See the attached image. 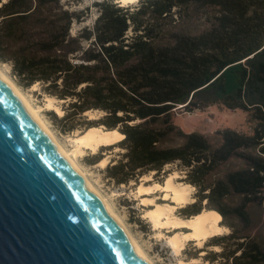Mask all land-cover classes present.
<instances>
[{
  "label": "trees",
  "instance_id": "16d2710c",
  "mask_svg": "<svg viewBox=\"0 0 264 264\" xmlns=\"http://www.w3.org/2000/svg\"><path fill=\"white\" fill-rule=\"evenodd\" d=\"M94 6L93 26L73 34L81 14L61 0H0V60L19 85L39 84L64 101L65 113H53L64 131L88 111L104 113L83 121L87 129L103 125L121 135L115 143L124 152L106 167L116 183L149 171L158 176L173 162L185 168L183 181L196 187L197 199L178 213L189 219L214 210L231 229L211 236L195 258L206 252L209 264H264V245L245 232L250 206L264 203V0ZM194 16L205 18L203 29L180 28ZM213 105L246 112L255 121L252 131L226 127L209 136L173 121L178 109ZM233 159L243 166L218 175ZM215 246L221 250L207 249Z\"/></svg>",
  "mask_w": 264,
  "mask_h": 264
},
{
  "label": "water",
  "instance_id": "95a60500",
  "mask_svg": "<svg viewBox=\"0 0 264 264\" xmlns=\"http://www.w3.org/2000/svg\"><path fill=\"white\" fill-rule=\"evenodd\" d=\"M0 264H148L1 73Z\"/></svg>",
  "mask_w": 264,
  "mask_h": 264
},
{
  "label": "rangeland",
  "instance_id": "374dc122",
  "mask_svg": "<svg viewBox=\"0 0 264 264\" xmlns=\"http://www.w3.org/2000/svg\"><path fill=\"white\" fill-rule=\"evenodd\" d=\"M96 1L99 0H61L62 4L66 8L77 11L81 14V18L73 22V34H77L84 27L93 26L99 14L97 8L94 6ZM204 24H206L205 18L194 16L193 18L186 20L185 24L180 25V28L196 32L203 29ZM0 68L5 71L15 85H17L18 88L27 96L32 105L39 109V114L51 132L56 136L59 142L71 152L76 147L75 139L77 138V135L87 129V124L84 123L83 120H96L104 115L101 111H88L84 113V117L81 118V120L74 122L75 128L73 130L64 131L62 128L63 123L56 120L53 115V113H55L60 117L65 113L63 100H58L53 97L55 99L53 101L54 107L52 109L49 108L48 96L50 95L44 93L39 84H37L35 88H33V86L27 88L23 87L16 81L14 75L12 74V67L9 63L0 60ZM228 87L229 89H234L235 87L232 75ZM173 121L186 132L199 131L209 136H212L215 131L226 127L250 132L255 125V121L251 119L249 114L246 112L242 110H229L218 105L209 106L204 109H196L192 112L184 111L182 108L178 109ZM96 127H101L103 130L107 129L103 125ZM122 152H124V149H121V147L116 145L114 142L110 145L100 146L95 152L91 149H84L80 154H78L76 161L86 173L87 177H89L93 185L109 202L115 213L123 219L127 228L141 245L142 249L153 264H181V261L185 262V264H209V261L205 262L202 257V255L206 252L199 253L198 258L194 257V250L198 247H203L206 242L199 246L196 241L190 243L191 240H188L186 241L184 248L177 254L168 245L167 237L169 238V236L174 234H183L184 232L189 231V228L181 227L174 229H157L154 227L153 222L146 216V212L154 208L155 204H169L173 207V217L184 218L178 213V209L183 206H179L176 202L172 201V199H165L163 197V192H160V190L150 193L147 192L143 195H139L137 191L138 186H140L141 183L143 184V182L146 186H150L155 183L164 184L166 183L167 178L171 174H174V181L176 183L188 186V188L190 186V199L188 203H192L197 199L195 198L197 189L195 186L183 181V178L186 176L185 168H183L178 162H173L165 165L164 170L158 176H155L156 171H149L148 173L141 175L137 180L132 179L128 183L119 184L108 176L106 167L109 164H115L118 159L121 158ZM99 158L100 160H98ZM102 160H106L108 165L103 167L100 163ZM242 166L243 162L233 159L225 163L218 170L217 174L221 175L228 170ZM146 176H149V179H145ZM149 200L155 204H152ZM250 214L252 224L248 231L245 232L257 236L264 245V203L261 206L251 205ZM221 221L218 223L219 226H225L221 224ZM225 227L226 228H223L218 235H224L231 232L229 227ZM207 249H213L216 251L221 250L219 246L207 247ZM195 259H198L199 261H194Z\"/></svg>",
  "mask_w": 264,
  "mask_h": 264
},
{
  "label": "bare ground",
  "instance_id": "6f19581e",
  "mask_svg": "<svg viewBox=\"0 0 264 264\" xmlns=\"http://www.w3.org/2000/svg\"><path fill=\"white\" fill-rule=\"evenodd\" d=\"M117 1L120 2L122 5H125L127 3L136 2L137 0H117ZM0 73L15 88V90L19 93V95L22 97L24 102L29 106V108L32 110L35 116L39 119V121L43 124V126L46 128V130L49 132V134L58 144V146L63 151V153L66 155V157L78 169V171L81 173L84 179L91 185V187L96 191L99 197L103 200V202L106 204L108 209L111 211L115 219L124 229L126 234L129 236V238L133 241V243L139 249V251L145 258V260L148 262V264H153L151 260L149 259V257L144 252V250L142 249L141 245L131 234L126 224L124 223L123 219L117 213H115L112 206L103 197V195L99 192V190L93 185L89 177H87L86 173L82 170V168L79 166V164L76 161V157L84 149H91L92 151L95 152L102 145H109V144L114 143L115 141L121 138V135L116 130H103L101 127H91L77 135V138L75 139L76 147L72 152L67 150L59 142L56 136L51 132V130L49 129V127L47 126V124L45 123L41 115L39 114V109L32 105V103L27 98V96L18 88L17 85H15V83L9 78V76L1 68H0ZM36 85L37 84L33 85V88H35ZM54 100L55 99L53 97L48 96V107L51 109L54 107V104H53ZM100 163L103 167L108 165L106 160H102L100 161ZM145 179H149V176H146ZM174 179H175V175L171 174L167 178L166 183L164 184L155 183L150 186H146L143 182V184L141 183V185L138 186V190H137L138 194L143 195L147 192L150 193V192L160 190V192L161 191L163 192V195H164L163 197L165 199L167 198L172 199V201L176 202L179 206H184L186 205V203H188L190 199L189 193H190L191 188L190 186H189L190 188L189 189L188 186H183V185H180V183L179 184L176 183ZM149 202L151 201L149 200ZM172 211H173V207L170 206L169 204H162V205L155 204L154 208L146 212L147 214L146 216L153 222L154 227H156L157 229L158 228L174 229V228H181V227H186L190 229L189 231L184 232L183 234H174V235L169 236V238L167 237L168 245L174 250L176 254L184 248L185 241L187 239L192 238L196 240V243L199 246H201L211 236H213L215 233L221 232L222 230L221 228L217 226L218 222L220 221L221 216L214 210L203 209L199 214L194 215L193 217L189 219L173 217ZM194 261H199V260L195 259ZM181 264H185V262L181 261Z\"/></svg>",
  "mask_w": 264,
  "mask_h": 264
},
{
  "label": "crops",
  "instance_id": "0c3cea01",
  "mask_svg": "<svg viewBox=\"0 0 264 264\" xmlns=\"http://www.w3.org/2000/svg\"><path fill=\"white\" fill-rule=\"evenodd\" d=\"M221 219H222V218L220 217V221H221ZM218 223H219V222H218ZM217 226H218L219 228H221V229H223V228L225 229V228H226L225 226H219V224H218ZM222 227H223V228H222ZM218 233H220V232H218ZM218 233H215V234L217 235ZM215 234H214V235H215ZM188 240H194V239L189 238V239H187L186 241H188ZM186 241H185V243H186ZM194 241H196V240H194Z\"/></svg>",
  "mask_w": 264,
  "mask_h": 264
}]
</instances>
